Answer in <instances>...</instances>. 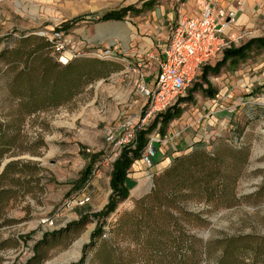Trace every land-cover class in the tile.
I'll use <instances>...</instances> for the list:
<instances>
[{
    "label": "rangeland",
    "instance_id": "obj_1",
    "mask_svg": "<svg viewBox=\"0 0 264 264\" xmlns=\"http://www.w3.org/2000/svg\"><path fill=\"white\" fill-rule=\"evenodd\" d=\"M122 1L0 0V52L16 47L17 39L22 36L46 37L51 29L69 22L66 29L60 30L73 44L76 56L106 62L100 76L82 86L67 102L36 111L21 121L16 115L17 101L12 94L22 84L12 76L24 63L18 62L14 55L8 60L0 58V122L11 121L19 128L14 149L5 153L0 163L7 159L17 165L27 164L33 171L30 176L20 175L26 187L5 211V216L12 221L0 226V240L6 241V246L0 248V264H23L32 254L33 243L44 232L58 230L83 214L88 215L83 225L75 232L66 234L65 231L59 241L46 249L40 264H106L105 254L111 245L133 249L129 241L108 232L111 224L149 191L153 173L165 169L172 157L190 151L197 142L205 145L206 152L223 143L246 147L248 155L244 164L238 165L235 203L206 213L201 211L200 204H191L190 209L201 211L207 224L190 232L202 239L246 236L245 264H253L255 259L260 260L257 264H264V244L257 246L252 239H264V80L259 85H250L251 79L237 72L246 59L234 65L226 63L217 72H211L222 51L231 44L238 45V39H233L199 68L185 94L172 104L180 107V116L161 130L157 123L146 135L154 146L153 162L147 165L139 158L132 162L127 177L135 181L134 186L101 220L104 230L101 237L92 247L83 250L91 231L100 222L98 217L89 215L98 213L111 194L110 175L116 151L114 141L106 140L105 132L112 128L113 134L119 137L117 124L121 113L134 114L139 109L138 81L144 79L151 83L155 74V61H149L144 55L128 56L125 51L112 49L106 56L98 55L99 50L108 46L105 42L93 44L81 39L94 30L93 24H96L95 30L103 33L105 25L92 18L104 9L118 8ZM77 15L83 19L71 24L70 18ZM46 54L54 60L55 55L49 48L40 53ZM254 88L259 90L251 92ZM27 177L32 179L27 182ZM80 256L83 258L78 263ZM125 260L127 264H137Z\"/></svg>",
    "mask_w": 264,
    "mask_h": 264
},
{
    "label": "trees",
    "instance_id": "obj_2",
    "mask_svg": "<svg viewBox=\"0 0 264 264\" xmlns=\"http://www.w3.org/2000/svg\"><path fill=\"white\" fill-rule=\"evenodd\" d=\"M147 4L148 2H143L138 9ZM138 9L132 5L121 6L95 14L92 19L121 20L127 11L136 12ZM81 19L83 16L77 15L70 18V22L72 24ZM68 26L69 22H64L60 27L53 29H66ZM47 48L56 56L52 42L44 35L29 34L18 38L17 46L13 49L0 52L2 60H8L14 55L18 62L24 63L12 76L22 84L17 87V92L12 94L13 99L17 101L16 115L21 121L23 117L36 111L67 102L82 86L100 76L101 67L106 63L102 60L73 56L61 64L56 57L54 61L47 54L40 55L42 50ZM262 48L264 34L249 38L238 45L231 44L222 51L221 59L211 68V72H217L218 68L226 63L234 65L243 61L249 53ZM253 90L259 88H254L251 92ZM180 113V107L172 105L156 115L147 128L137 131L133 147L121 146L113 159L110 197L98 213L89 215L98 217L100 222L91 231L90 240L83 245V250L92 247L101 237L104 233L101 220L115 209L118 202L127 197L128 189L124 186V180L127 178L128 168L140 157L147 145L146 135L157 123L158 130L164 129L167 123L179 117ZM18 133L19 128L11 121L0 122V162L5 153L14 149ZM204 146L202 142L193 144L190 151L172 157L165 169L152 174L149 191L137 198L130 210L121 213L108 231L112 236L129 241L133 249L111 245V250L105 254L106 264H127L125 259L136 261L137 264H245L243 243L248 237L221 236L202 239L190 232L192 228L206 226L207 220L201 211L206 213L209 209L228 207L235 203L234 189L240 174L238 165L244 164L248 155L246 147L220 143L206 152ZM32 172L29 165H17L13 161H8L0 168V226L12 221L5 216V211L26 187L20 175L30 176ZM26 179L28 182L32 178ZM191 204H200L201 211L190 209ZM87 217L85 214L80 215L77 220L58 230L44 232L33 243L32 254L23 264H40L46 249L59 241L65 231L66 234L77 231ZM20 239L24 238L21 236ZM252 239L257 246L264 244L263 238ZM4 246L6 241L0 240V248ZM230 256L232 260L229 259ZM82 258L83 256H80L78 263ZM258 262L260 260L255 259L253 264Z\"/></svg>",
    "mask_w": 264,
    "mask_h": 264
},
{
    "label": "built area",
    "instance_id": "obj_3",
    "mask_svg": "<svg viewBox=\"0 0 264 264\" xmlns=\"http://www.w3.org/2000/svg\"><path fill=\"white\" fill-rule=\"evenodd\" d=\"M196 1V13H178L167 42L156 60L151 83L144 79L138 81V111L134 114L121 113V120L117 124L119 137L113 134L112 128L106 130V140L114 141V155H117L121 146L133 147L137 131L144 129L147 122L185 94L203 64L211 61L224 47L229 46L233 39L241 37V34L228 33L234 22L233 9L221 7L220 0ZM46 38L52 42L55 57L61 64L77 55L74 53L73 44L64 37L60 29H51ZM109 53H112L111 46L99 50L98 55L106 56ZM136 101L134 103H137ZM151 141L148 140V145L139 157L140 161L147 165L151 164L154 154Z\"/></svg>",
    "mask_w": 264,
    "mask_h": 264
},
{
    "label": "crops",
    "instance_id": "obj_4",
    "mask_svg": "<svg viewBox=\"0 0 264 264\" xmlns=\"http://www.w3.org/2000/svg\"><path fill=\"white\" fill-rule=\"evenodd\" d=\"M143 2L148 4L136 12L127 11L121 20L101 21L105 25L103 33L95 30L96 24H93L94 30L89 33L87 29L88 35L81 39L93 44L105 42L115 52L122 50L128 56L144 55L156 63L178 13L194 14L198 4L196 0H123L117 7H139ZM219 5L234 10V22L228 33L241 34L238 42L264 34V0H220ZM109 9L114 8L103 11ZM243 64L237 72L243 78L251 79L250 85L261 84L264 80V48L248 56Z\"/></svg>",
    "mask_w": 264,
    "mask_h": 264
},
{
    "label": "water",
    "instance_id": "obj_5",
    "mask_svg": "<svg viewBox=\"0 0 264 264\" xmlns=\"http://www.w3.org/2000/svg\"><path fill=\"white\" fill-rule=\"evenodd\" d=\"M8 161L7 159L6 160H3L2 163L0 164V168L4 165V163ZM135 184V181L130 179V178H126L124 180V186L127 188V189H130L132 186H134Z\"/></svg>",
    "mask_w": 264,
    "mask_h": 264
}]
</instances>
